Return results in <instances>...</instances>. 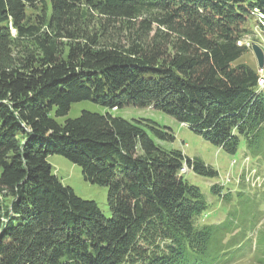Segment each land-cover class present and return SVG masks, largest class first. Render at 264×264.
<instances>
[{"label":"trees","instance_id":"obj_1","mask_svg":"<svg viewBox=\"0 0 264 264\" xmlns=\"http://www.w3.org/2000/svg\"><path fill=\"white\" fill-rule=\"evenodd\" d=\"M254 9L264 0H0V264H225L238 251L225 235L250 240L255 196L212 185L234 204L201 222L210 202L183 169H217L170 147V128L109 110L152 107L264 171V87L239 61ZM82 100L104 111L57 120ZM54 154L107 188L108 215L62 182ZM255 241L264 264L261 228Z\"/></svg>","mask_w":264,"mask_h":264},{"label":"rangeland","instance_id":"obj_2","mask_svg":"<svg viewBox=\"0 0 264 264\" xmlns=\"http://www.w3.org/2000/svg\"><path fill=\"white\" fill-rule=\"evenodd\" d=\"M27 13L33 19L35 17L34 15L39 13V9L27 10ZM260 17H262L261 14ZM255 21H257L255 18H251L249 21V28H251L252 32H249L245 37V42L248 44L249 50L240 58L239 61H244L257 66L256 58L251 46L255 43L261 46L264 50V28L260 29L259 26L256 25ZM259 73L264 77V68L259 71ZM82 110L99 113L104 111L101 106L88 100H82L73 103L67 115L57 118V120L62 122L66 117H76ZM109 111L113 115L123 117L127 120H131L133 118L151 119L166 128H170L168 131L172 130L171 132L175 134V140L170 147L180 148L188 157H198L205 164L218 169V172L221 173V175L218 176L217 179L205 178L201 175L192 173L189 169L184 171L185 177L190 182L199 185L201 190L205 192L206 197L210 202V208L208 209L207 214L202 216L201 222L219 223L227 217L234 203L231 202L227 205H223L221 196L226 190L231 192L232 198H235L238 190H245L244 192H246V195L250 196V198L255 196L257 199V209L259 210H256L257 213L264 212V202L260 201V195L264 194V171L258 160L250 159L249 157L242 155V153H240L241 151L234 157L227 155L221 148L215 147L203 139L200 135L191 131L186 124L180 123L170 116L154 110L152 107L137 108L128 106L120 109H111ZM48 161L53 166L55 174L64 184L72 187L75 193L81 198L94 200L100 209L108 215L106 187L91 184L85 181L80 168L61 155H49ZM255 166L258 167L253 168ZM215 184L221 186V196L214 197L209 193L208 188ZM254 193L256 194L254 195ZM233 202H235V199H233ZM256 228H261L264 231V217L261 220V223L259 222L258 225H256ZM255 231L256 229H254L250 234L255 236ZM238 234L239 233L236 228H234V231L225 235L222 238V241L227 242L232 239L235 241L236 236H239ZM244 245H247V242H245L243 246ZM244 252L245 254L238 257L239 259L235 258V260L227 264H260L257 260L259 257L257 256L256 250L253 251L252 249H247L245 251L244 248Z\"/></svg>","mask_w":264,"mask_h":264},{"label":"water","instance_id":"obj_3","mask_svg":"<svg viewBox=\"0 0 264 264\" xmlns=\"http://www.w3.org/2000/svg\"><path fill=\"white\" fill-rule=\"evenodd\" d=\"M252 51L255 55L256 61H257V67L261 70L264 67V51L261 46L258 44L253 43L252 46Z\"/></svg>","mask_w":264,"mask_h":264},{"label":"bare ground","instance_id":"obj_4","mask_svg":"<svg viewBox=\"0 0 264 264\" xmlns=\"http://www.w3.org/2000/svg\"><path fill=\"white\" fill-rule=\"evenodd\" d=\"M254 12V11H253ZM261 16L263 17V15L261 14Z\"/></svg>","mask_w":264,"mask_h":264},{"label":"built area","instance_id":"obj_5","mask_svg":"<svg viewBox=\"0 0 264 264\" xmlns=\"http://www.w3.org/2000/svg\"><path fill=\"white\" fill-rule=\"evenodd\" d=\"M262 82V80H260V83Z\"/></svg>","mask_w":264,"mask_h":264}]
</instances>
